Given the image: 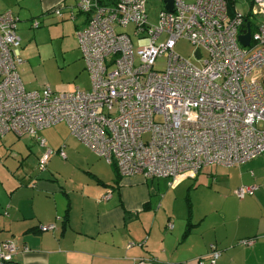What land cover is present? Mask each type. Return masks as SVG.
Segmentation results:
<instances>
[{
  "label": "built area",
  "instance_id": "built-area-1",
  "mask_svg": "<svg viewBox=\"0 0 264 264\" xmlns=\"http://www.w3.org/2000/svg\"><path fill=\"white\" fill-rule=\"evenodd\" d=\"M102 1L75 3L87 15L76 31L90 80L86 90L59 93L47 85L26 90L17 72L18 17L0 13V136H29L45 146L39 131L64 122L120 176L165 178L170 187L203 167L239 165L264 151V0H236L231 10L226 0H171V10L163 5L155 23L148 21L146 0ZM61 7L51 13L61 17ZM247 24L250 39L244 46L237 37ZM180 38L197 46L198 58L200 47L206 51L201 67L176 53ZM162 56L165 66L155 70ZM52 153L45 147L41 170ZM58 154L65 158L62 150ZM256 189L239 185L233 194L243 199ZM210 248L206 261L196 264H215L220 252ZM17 250L12 239L0 241V264H9Z\"/></svg>",
  "mask_w": 264,
  "mask_h": 264
},
{
  "label": "crops",
  "instance_id": "crops-1",
  "mask_svg": "<svg viewBox=\"0 0 264 264\" xmlns=\"http://www.w3.org/2000/svg\"><path fill=\"white\" fill-rule=\"evenodd\" d=\"M75 2L0 0V13L9 10L19 21L36 19L38 27L46 22L52 31L50 18L64 20L74 14L75 20L82 15L74 23L76 34L85 15L76 12ZM55 6H62L61 17L51 13ZM40 32L31 37L35 45ZM68 133L55 148L45 140L53 150L49 158L56 154L66 162L41 172L34 165L45 147L38 148L29 136H0V241L12 239L18 247L9 264H131L135 258L156 259L152 264H195L210 244L220 251L215 264H264V151L239 165L203 167L170 187L165 178L120 176ZM57 150L64 152V159ZM239 185L257 189L238 199L233 190ZM165 199L183 201L187 214L177 216L172 202L163 205ZM211 215L220 222L211 223ZM164 219L172 223L171 229L165 223L161 228ZM188 221L191 229L182 237ZM49 223L54 229L38 230L39 224ZM247 238H253L252 244L239 243Z\"/></svg>",
  "mask_w": 264,
  "mask_h": 264
},
{
  "label": "rangeland",
  "instance_id": "rangeland-1",
  "mask_svg": "<svg viewBox=\"0 0 264 264\" xmlns=\"http://www.w3.org/2000/svg\"><path fill=\"white\" fill-rule=\"evenodd\" d=\"M163 5L162 0H146V12L150 23L156 22L157 14L163 8ZM246 8L245 5L241 6V10L243 11L246 10ZM17 17L20 19L19 16ZM50 19V26L54 29L53 31L46 29V26H48L46 22L38 28L30 27V20L17 22L16 33L20 37L19 51L22 59V62L17 65V72L21 82L26 90H38L45 85L51 90L59 93L74 90L76 87L80 90L88 89L90 87L89 75L85 70L84 61L81 57L74 29V23L76 25L79 24L83 20V16L80 15V17L75 20L71 18L62 20L54 17ZM131 28L132 25H128L125 30L131 32ZM39 29H41V32L38 34V45H35L32 43L31 37L33 33ZM133 40H135L134 37ZM174 50L178 55L184 57L197 67L202 66V60L207 56L206 51L200 47L199 51L201 53V58H196L194 52L197 51V46L185 38H180L176 41ZM164 66V56L157 58L153 64L155 70H162ZM68 132L65 124L59 123L45 128L41 134L39 131L38 134L47 141L46 144L48 147L55 148L54 145L62 144L65 134L69 135ZM24 137L28 136H23L22 138ZM33 140L35 139L33 138ZM35 144L38 148L46 147V144L45 146H41L36 140ZM57 151L59 152V150ZM65 151L67 153V150ZM38 162L39 160L34 165L36 172L41 170ZM65 162L66 161H62L55 154L47 159L45 163V171L50 170L48 167H61L62 163L64 164ZM167 190H169V188ZM169 201L165 199L162 203L164 206L169 207L172 202L174 213L176 215L178 214L177 216L180 215L179 217H183L184 213L187 214V208L185 207V204H183V201L177 202L176 200L172 201V199ZM153 212L154 211L151 213L152 215L155 213ZM152 215L148 216L150 222L152 221ZM157 216V222H159L162 219L161 211H158ZM209 219H211V223L220 222L216 215H211ZM164 223L167 225L169 222L164 219L160 225L161 228ZM208 234H211V231H208ZM146 236L147 235L144 234V237ZM138 259H149L151 264L153 260H156L154 258H135L131 264H133L134 261L136 263ZM176 264H182V262H177ZM205 264H207V262Z\"/></svg>",
  "mask_w": 264,
  "mask_h": 264
},
{
  "label": "trees",
  "instance_id": "trees-1",
  "mask_svg": "<svg viewBox=\"0 0 264 264\" xmlns=\"http://www.w3.org/2000/svg\"><path fill=\"white\" fill-rule=\"evenodd\" d=\"M78 0H76V2H77ZM103 1H106V0H103ZM102 1V2H103ZM227 1V6H228V8H229V10H231V8H233V6L235 5V3H236V0H226ZM75 2V3H76ZM100 2H101V0H100ZM75 6V5H74ZM76 12H78V13H81V12H79V11H77L76 10ZM2 13V12H1ZM82 14H84V13H82ZM85 15V14H84ZM74 18V14H73V17H71V19H73ZM86 18H87V15H85V22H84V25H85V23H86ZM34 21H37V23H38V25L36 26V27H34L33 26V22ZM17 22H19V18H18V21ZM17 22H16V28H17ZM40 25V23H39V21L38 20H36V19H32V20H30V27H32V28H37L38 26ZM83 25V26H84ZM20 38V37H19ZM19 45H20V43H19ZM18 50H19V46H18ZM19 53H20V51H19ZM21 57V56H20ZM49 158V157H48ZM112 164V163H111ZM113 166H114V164H112ZM114 169L116 170V168H115V166H114ZM117 171V170H116ZM118 173V172H117ZM189 215H190V205H188V220H189ZM39 226V225H38ZM190 226H192L190 223H189V221H188V225H187V227H186V229H185V231H184V233H183V235H182V237H186L187 236V234L189 233V231H190V229H191V227ZM39 230V229H38ZM40 231V230H39ZM3 241V240H2ZM211 245V244H210ZM213 245V244H212ZM217 249V248H216ZM209 250H211V248H209ZM218 250V249H217ZM205 256H200L198 259H196L195 260V264L198 262V260L201 258V259H203L204 261H206V258H204ZM11 261H12V259H11ZM10 261V262H11ZM9 262V263H10Z\"/></svg>",
  "mask_w": 264,
  "mask_h": 264
},
{
  "label": "water",
  "instance_id": "water-1",
  "mask_svg": "<svg viewBox=\"0 0 264 264\" xmlns=\"http://www.w3.org/2000/svg\"><path fill=\"white\" fill-rule=\"evenodd\" d=\"M163 3H164V7L168 10H171V6H172V2L171 0H162ZM238 41L240 42V44L246 46L249 44V39H250V32H249V29H248V24L246 25V30H245V33L244 34H239L238 35ZM194 56L195 57H199V52L198 51H195L194 52Z\"/></svg>",
  "mask_w": 264,
  "mask_h": 264
}]
</instances>
